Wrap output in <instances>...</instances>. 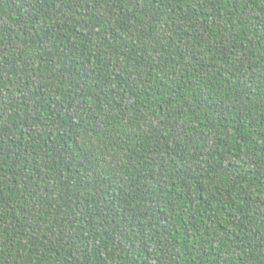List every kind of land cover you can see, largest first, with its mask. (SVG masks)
<instances>
[{
	"label": "trees",
	"instance_id": "16d2710c",
	"mask_svg": "<svg viewBox=\"0 0 264 264\" xmlns=\"http://www.w3.org/2000/svg\"><path fill=\"white\" fill-rule=\"evenodd\" d=\"M0 264H264V0H0Z\"/></svg>",
	"mask_w": 264,
	"mask_h": 264
}]
</instances>
